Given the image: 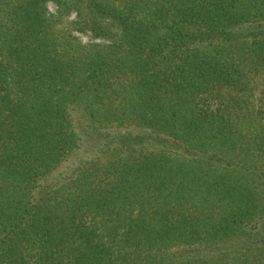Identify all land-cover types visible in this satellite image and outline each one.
<instances>
[{
	"label": "trees",
	"instance_id": "obj_1",
	"mask_svg": "<svg viewBox=\"0 0 264 264\" xmlns=\"http://www.w3.org/2000/svg\"><path fill=\"white\" fill-rule=\"evenodd\" d=\"M0 264H264V0H0Z\"/></svg>",
	"mask_w": 264,
	"mask_h": 264
},
{
	"label": "rangeland",
	"instance_id": "obj_2",
	"mask_svg": "<svg viewBox=\"0 0 264 264\" xmlns=\"http://www.w3.org/2000/svg\"><path fill=\"white\" fill-rule=\"evenodd\" d=\"M47 8H48V11L51 12V13H54L55 11V6L52 4V3H48L47 4ZM73 19V15H71V17L69 18V20H72ZM81 39H85V37H83L81 34L79 33H76ZM62 170V169H61ZM66 170V168H65Z\"/></svg>",
	"mask_w": 264,
	"mask_h": 264
}]
</instances>
